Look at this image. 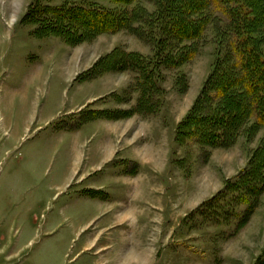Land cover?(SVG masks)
Segmentation results:
<instances>
[{
    "label": "rangeland",
    "instance_id": "rangeland-1",
    "mask_svg": "<svg viewBox=\"0 0 264 264\" xmlns=\"http://www.w3.org/2000/svg\"><path fill=\"white\" fill-rule=\"evenodd\" d=\"M33 1L0 0V264H81L87 255L77 251L92 229H76L82 209L90 204L82 199L79 184H67L59 174L68 150L60 128L87 118L138 112L136 72L125 63L115 68L112 64L122 61L124 52L152 57L153 47L125 28L74 44L58 35L39 34L36 24L24 19ZM92 1L118 10H129L136 3L150 11L155 8L148 0ZM209 10L222 24L221 13L213 6ZM223 38L209 23L193 56L179 66L158 68L151 107L139 112L158 114L165 126L170 117L180 122L217 55L230 48ZM111 71L131 78L123 95L117 96V101L132 98L129 109L67 112L92 91L90 83L79 82L97 77H89L95 72ZM177 126L174 178L164 176L163 190L179 194V222L163 232H141L142 245L133 249L142 256L131 264H264V189L251 196L249 204L237 190L227 189L228 181L247 167L264 129L252 138L242 133L230 146L212 147L199 143L196 136L178 139Z\"/></svg>",
    "mask_w": 264,
    "mask_h": 264
},
{
    "label": "trees",
    "instance_id": "trees-1",
    "mask_svg": "<svg viewBox=\"0 0 264 264\" xmlns=\"http://www.w3.org/2000/svg\"><path fill=\"white\" fill-rule=\"evenodd\" d=\"M52 1L34 0L24 15L36 24L39 34L58 35L74 44L125 28L152 45V57L124 52L126 59L112 64L115 68L125 63L136 72L139 111L151 107L158 68L187 61L199 49L207 25L214 23L219 38L224 36L220 40L227 39L230 48L217 55L193 105L178 123L177 137L196 136L203 145L226 147L242 133L252 138L264 129V0H148L155 6L153 11L140 3L118 10L92 0ZM110 1L131 4L136 0ZM210 6L221 13L222 24L215 22L218 16ZM116 50L111 52L115 55ZM227 189L237 190L248 204L264 189V137L247 167L228 181Z\"/></svg>",
    "mask_w": 264,
    "mask_h": 264
},
{
    "label": "crops",
    "instance_id": "crops-1",
    "mask_svg": "<svg viewBox=\"0 0 264 264\" xmlns=\"http://www.w3.org/2000/svg\"><path fill=\"white\" fill-rule=\"evenodd\" d=\"M130 82L127 74L120 77L113 71L79 82L90 83L92 91L67 112L129 109L132 98L117 101V96ZM156 115L129 111L60 128L68 150L59 174L67 184H79L82 199L90 204L82 209L76 229H92L77 251L87 255L81 264H131L142 256L133 249L142 245L141 232H163L178 225L179 194L164 191L163 184L165 175L174 178L172 150L179 119L170 117L165 126ZM178 174L177 168V178Z\"/></svg>",
    "mask_w": 264,
    "mask_h": 264
}]
</instances>
